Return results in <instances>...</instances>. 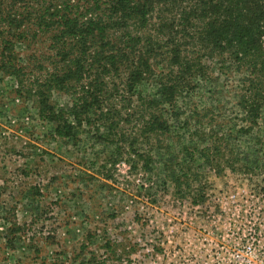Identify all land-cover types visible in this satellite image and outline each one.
Masks as SVG:
<instances>
[{
	"label": "rangeland",
	"instance_id": "obj_1",
	"mask_svg": "<svg viewBox=\"0 0 264 264\" xmlns=\"http://www.w3.org/2000/svg\"><path fill=\"white\" fill-rule=\"evenodd\" d=\"M240 77L199 84L148 171L112 164L115 146L96 141L90 128L78 143L58 138L33 99L0 73V264H264V113L247 129ZM53 101L71 105L65 95ZM216 140L219 165L186 163L184 146L197 151ZM183 169L197 179L196 202L176 195L170 173Z\"/></svg>",
	"mask_w": 264,
	"mask_h": 264
},
{
	"label": "trees",
	"instance_id": "obj_2",
	"mask_svg": "<svg viewBox=\"0 0 264 264\" xmlns=\"http://www.w3.org/2000/svg\"><path fill=\"white\" fill-rule=\"evenodd\" d=\"M0 73L16 82L18 96L33 99L58 138L78 143L90 128L96 141L115 146L112 164L152 171L156 152L177 132L181 103L202 82L239 74L243 122L252 129L262 119L264 0H0ZM55 94L71 105L58 107ZM182 150L188 165L220 164L217 140ZM184 169L170 173L176 195L196 202L197 179Z\"/></svg>",
	"mask_w": 264,
	"mask_h": 264
}]
</instances>
